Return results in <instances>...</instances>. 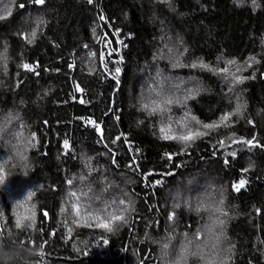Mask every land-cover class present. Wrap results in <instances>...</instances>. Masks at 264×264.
<instances>
[{
  "label": "trees",
  "instance_id": "obj_1",
  "mask_svg": "<svg viewBox=\"0 0 264 264\" xmlns=\"http://www.w3.org/2000/svg\"><path fill=\"white\" fill-rule=\"evenodd\" d=\"M9 11L0 264H175L189 240L187 264H264V0H0ZM189 132L204 134L164 138Z\"/></svg>",
  "mask_w": 264,
  "mask_h": 264
},
{
  "label": "snow or ice",
  "instance_id": "obj_2",
  "mask_svg": "<svg viewBox=\"0 0 264 264\" xmlns=\"http://www.w3.org/2000/svg\"><path fill=\"white\" fill-rule=\"evenodd\" d=\"M88 2L91 3L92 0H88ZM31 3L36 4V5H42V4L45 3V0H31ZM253 3H255V0H253ZM24 7H25L24 4H20L19 5V8H24ZM10 15H11V12L10 11L7 13V15H0V20L7 19L8 16H10ZM101 19H103V17H101ZM33 35H35V33H33ZM234 63H235V61H228V64H234ZM191 67H193V68L200 67L202 69H207L208 68V65L207 64H204V63H200L199 65H197V64L194 63V64L191 65ZM24 68L27 69V70H30V71L32 70L31 67L29 65H27V64L24 65ZM116 71H117V73H119L120 72V69H117ZM222 71H224L225 73H227L228 72V68L226 67ZM234 79L236 80L237 83H242L243 82V78H241V77L234 76ZM117 83H119V81H117ZM171 103H172V101L170 99L163 101V104L164 105L171 104ZM153 104L155 106L151 108L150 114H154L158 109L161 112H163V111L166 110L164 107H162L161 104H157L155 101L153 102ZM143 107L145 109H148L149 108V106L147 104L143 105ZM237 111H239V106L237 107ZM231 115H232V113H226L224 116L221 117V120L222 121H227ZM90 123H92V124L95 125V122L94 121H90ZM249 123H251V121H249ZM217 126L218 125H203L204 128H214V127H217ZM160 131L161 132H165V129L162 127L160 129ZM203 134L204 133H200V132H195V133L189 132V134L186 135V136L174 137V136L165 135L164 138L165 139H179V140H181L183 142H190V141L194 140L197 136L203 135ZM118 139H120V137H117V140ZM254 139L255 138H253V141H254ZM253 141H243V142L244 143H247V144H249L251 146H256L253 143ZM64 147H65V149H68L69 148V144H68V141L67 140L64 142ZM171 158L172 157L169 155L168 159H171ZM227 163H228V161L225 160V164H227ZM244 171H247V169H244ZM172 174L173 173H171V172L166 173V175H172ZM3 182H4L3 169H0V183H3ZM68 183L71 184V181H68ZM160 183H161V181H156V184H160ZM245 183H246V181L243 180V179H241L238 184H233L232 187H233V189L235 191H239L241 188H243L245 186ZM31 195H32V193H29V196H31ZM72 195H75V193H72ZM120 203L121 204H124L125 201L121 200ZM220 203L222 204L223 203V200H221ZM197 211H200V209L197 208ZM216 211H220V209L217 208ZM224 214L226 215L227 213H224ZM45 215H47V213H45ZM174 216H175V213H170L169 216H168V219L169 220H172V219H174ZM112 220L113 221H124V217L122 215H117V216H113L112 217ZM219 224L220 225H223L224 224V221L223 220H220L219 221ZM16 226H17V228H20L21 227V224H20L19 221L17 222V225ZM98 226L101 227V228H104L105 230H107L109 232H112L113 231V228L111 226V221L109 223H101ZM185 235H187V234H185ZM195 239L196 240H200L201 239V236H200L199 233L195 236ZM191 243H192V241L189 240V241H187V243L185 245L182 246L181 252H180V254H179V256H178L175 264H181V262H183V264H187L188 245H190ZM168 246L169 245L167 243H165L163 245V247L165 249H167ZM191 255H197V254L196 253H191ZM202 258L203 257H201V259Z\"/></svg>",
  "mask_w": 264,
  "mask_h": 264
},
{
  "label": "bare ground",
  "instance_id": "obj_3",
  "mask_svg": "<svg viewBox=\"0 0 264 264\" xmlns=\"http://www.w3.org/2000/svg\"><path fill=\"white\" fill-rule=\"evenodd\" d=\"M98 128H99V131H100V135H102V127L99 126Z\"/></svg>",
  "mask_w": 264,
  "mask_h": 264
}]
</instances>
